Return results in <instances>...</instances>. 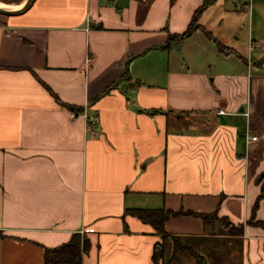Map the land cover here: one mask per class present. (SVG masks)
<instances>
[{"label": "crops", "instance_id": "crops-1", "mask_svg": "<svg viewBox=\"0 0 264 264\" xmlns=\"http://www.w3.org/2000/svg\"><path fill=\"white\" fill-rule=\"evenodd\" d=\"M201 4L34 0L0 16V264H45L75 233L82 264H153L156 244L168 259L172 240L131 208L179 213L165 232L206 264H264V0H216L168 43Z\"/></svg>", "mask_w": 264, "mask_h": 264}, {"label": "trees", "instance_id": "trees-1", "mask_svg": "<svg viewBox=\"0 0 264 264\" xmlns=\"http://www.w3.org/2000/svg\"><path fill=\"white\" fill-rule=\"evenodd\" d=\"M24 0H0L1 3L9 4V5H19ZM216 0H202V4L198 9H196L193 13L192 19L185 30L181 35H171L168 38V43H180L181 41L188 38L193 32L199 30L201 28L199 24V18L202 13L211 5H213ZM218 50L222 53L223 48L218 44ZM71 112H80L81 109L74 107H67ZM256 181H259L257 179ZM179 213H174L169 210L164 209H140V208H131L126 209L124 212V216H132L137 218L142 223L151 226L157 235H159L162 239L170 238L172 240V253L168 259L165 261L164 253L165 248L163 245L156 244L153 254H152V262L153 264H158L159 260H163L162 264H180L178 255L180 253L187 254L190 258L196 261V264H206L204 258L196 251L183 247L179 244V241L175 237H170L164 229V223L168 218L173 216H178ZM190 215L200 218L204 224H212L213 217L215 214H191ZM222 220L226 221V224L231 229L227 231L228 234L237 236L242 232V226H234L228 222L226 218ZM260 226L264 227V224L261 222H257ZM226 227V226H225ZM127 230V229H126ZM90 240L85 236L78 233H75L71 236L70 240L53 249H44L43 260L45 264H82L83 257L88 254L90 250Z\"/></svg>", "mask_w": 264, "mask_h": 264}, {"label": "rangeland", "instance_id": "rangeland-1", "mask_svg": "<svg viewBox=\"0 0 264 264\" xmlns=\"http://www.w3.org/2000/svg\"><path fill=\"white\" fill-rule=\"evenodd\" d=\"M24 2V1H23ZM14 6V5H13ZM244 30L246 31V27L244 28ZM245 31H243L242 33H241V41H244V39L242 38V36L243 35H245ZM215 32V31H214ZM199 35H201V34H199ZM198 37H200V36H198ZM201 37H203L202 35H201ZM237 38V37H236ZM263 180V179H262ZM261 180V181H262ZM260 181V182H261ZM264 186V180L262 181V187ZM262 196H264V194H262ZM213 220V223L215 224V225H217V227H218V230H219V232H222V233H226V234H228L227 233V231H229L231 228L230 227H228L227 226V224H226V221L225 220H222L223 218H220V217H213L212 218ZM226 226V227H225ZM227 230V231H226ZM168 238H164V240H167ZM169 240V241H168ZM167 241V243H166V245H168V244H170L171 243V240L170 239H168ZM171 245V244H170ZM187 258H189V256L187 257ZM190 262L192 263V264H196V261L195 260H190ZM170 264H173V263H170ZM181 264H184L183 262H181Z\"/></svg>", "mask_w": 264, "mask_h": 264}, {"label": "water", "instance_id": "water-1", "mask_svg": "<svg viewBox=\"0 0 264 264\" xmlns=\"http://www.w3.org/2000/svg\"><path fill=\"white\" fill-rule=\"evenodd\" d=\"M33 2H34V0H24V3L19 10L0 9V16L10 17V16H15V15H19L21 13H24L25 11H27L31 7Z\"/></svg>", "mask_w": 264, "mask_h": 264}, {"label": "built area", "instance_id": "built-area-1", "mask_svg": "<svg viewBox=\"0 0 264 264\" xmlns=\"http://www.w3.org/2000/svg\"><path fill=\"white\" fill-rule=\"evenodd\" d=\"M249 49H250V51H253V50H255V49H260V44H256V43H252V42H250V44H249ZM87 62H90V60L88 59V61ZM209 113L210 114H217V115H224L225 114V112L223 111V110H217V111H214V110H210L209 111ZM257 140V137H248L247 138V141L249 142V141H256Z\"/></svg>", "mask_w": 264, "mask_h": 264}, {"label": "bare ground", "instance_id": "bare-ground-1", "mask_svg": "<svg viewBox=\"0 0 264 264\" xmlns=\"http://www.w3.org/2000/svg\"><path fill=\"white\" fill-rule=\"evenodd\" d=\"M24 2H22L19 5H9V4H4L0 2V9H5V10H17L20 9L22 7Z\"/></svg>", "mask_w": 264, "mask_h": 264}]
</instances>
